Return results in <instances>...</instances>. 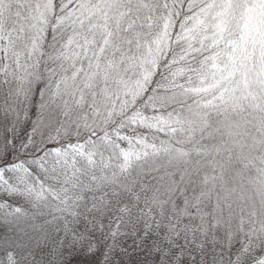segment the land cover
<instances>
[{
  "label": "snow or ice",
  "instance_id": "6c2138e0",
  "mask_svg": "<svg viewBox=\"0 0 264 264\" xmlns=\"http://www.w3.org/2000/svg\"><path fill=\"white\" fill-rule=\"evenodd\" d=\"M0 264H264V0H0Z\"/></svg>",
  "mask_w": 264,
  "mask_h": 264
}]
</instances>
